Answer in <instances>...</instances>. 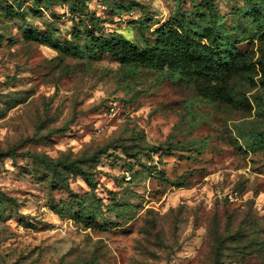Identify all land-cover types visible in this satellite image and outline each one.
<instances>
[{
	"label": "rangeland",
	"instance_id": "rangeland-1",
	"mask_svg": "<svg viewBox=\"0 0 264 264\" xmlns=\"http://www.w3.org/2000/svg\"><path fill=\"white\" fill-rule=\"evenodd\" d=\"M41 1L0 0V264H264L259 64L221 95L91 48L114 32L154 43L169 22L208 27L209 0H90L79 14ZM213 2L227 41L264 61L249 0ZM32 31L56 33L61 48ZM32 154L90 158L97 188Z\"/></svg>",
	"mask_w": 264,
	"mask_h": 264
},
{
	"label": "trees",
	"instance_id": "trees-1",
	"mask_svg": "<svg viewBox=\"0 0 264 264\" xmlns=\"http://www.w3.org/2000/svg\"><path fill=\"white\" fill-rule=\"evenodd\" d=\"M64 0L69 12H77L81 7H87L90 0ZM46 8L53 6V0H44ZM37 4V3H36ZM36 7H39L38 5ZM206 7L209 10L211 23L202 29H192L182 25V28L169 22L164 27L156 30L157 38L154 43L146 42L141 45L134 42L121 33L114 32L110 38L94 37L91 48L95 52L103 54L108 52L122 66L136 69L139 66L147 68L168 69V75L174 78H181L187 82L205 83L203 90L208 93L225 95L228 84L232 77L240 71L258 72L259 64L261 73V83L264 85V61L258 63L242 58V53L233 44L229 43L225 37V29L218 28L214 23L218 20L217 10L213 0H209ZM1 9L7 16H16L13 5H2ZM205 18H209L204 15ZM243 16L248 20V24L255 33V37L264 39V0H249V6L244 9ZM30 38L39 43L46 44L54 49H60L61 43L56 37V33L46 31L40 33L32 31ZM257 140L261 137L258 133H253ZM7 155L14 156V151H7ZM34 158L44 164L51 165L54 170L66 180V175L60 166L71 168L73 173L80 174L85 182L95 190L98 181L92 173L82 164L90 158H76L72 161L64 159H53L44 154H32ZM68 191L73 196L75 194L68 185ZM14 200V199H13ZM15 201V200H14ZM16 202V201H15ZM58 213H62L58 209ZM88 223L95 222L94 215H88ZM97 224V223H96ZM219 255L216 260H219Z\"/></svg>",
	"mask_w": 264,
	"mask_h": 264
},
{
	"label": "built area",
	"instance_id": "built-area-1",
	"mask_svg": "<svg viewBox=\"0 0 264 264\" xmlns=\"http://www.w3.org/2000/svg\"><path fill=\"white\" fill-rule=\"evenodd\" d=\"M127 15V14H126Z\"/></svg>",
	"mask_w": 264,
	"mask_h": 264
}]
</instances>
